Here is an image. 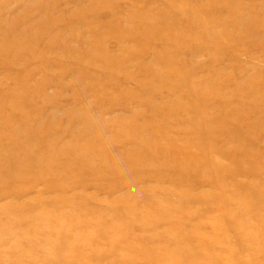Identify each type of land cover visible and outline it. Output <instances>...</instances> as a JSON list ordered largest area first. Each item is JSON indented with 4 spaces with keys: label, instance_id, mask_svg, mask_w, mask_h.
<instances>
[{
    "label": "rangeland",
    "instance_id": "374dc122",
    "mask_svg": "<svg viewBox=\"0 0 264 264\" xmlns=\"http://www.w3.org/2000/svg\"><path fill=\"white\" fill-rule=\"evenodd\" d=\"M0 264H264V0H0Z\"/></svg>",
    "mask_w": 264,
    "mask_h": 264
},
{
    "label": "bare ground",
    "instance_id": "6f19581e",
    "mask_svg": "<svg viewBox=\"0 0 264 264\" xmlns=\"http://www.w3.org/2000/svg\"><path fill=\"white\" fill-rule=\"evenodd\" d=\"M213 83V82H212ZM189 121V120H188ZM193 123V122H192ZM194 124V123H193Z\"/></svg>",
    "mask_w": 264,
    "mask_h": 264
}]
</instances>
